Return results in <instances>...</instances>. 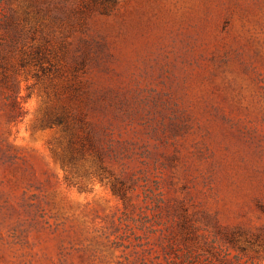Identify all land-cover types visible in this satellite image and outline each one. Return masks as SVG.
Instances as JSON below:
<instances>
[{"label":"rangeland","instance_id":"obj_1","mask_svg":"<svg viewBox=\"0 0 264 264\" xmlns=\"http://www.w3.org/2000/svg\"><path fill=\"white\" fill-rule=\"evenodd\" d=\"M185 257L264 264V0H0V264Z\"/></svg>","mask_w":264,"mask_h":264},{"label":"trees","instance_id":"obj_2","mask_svg":"<svg viewBox=\"0 0 264 264\" xmlns=\"http://www.w3.org/2000/svg\"><path fill=\"white\" fill-rule=\"evenodd\" d=\"M185 258L186 259L183 262V264H215L214 262H212L211 260H208V259H203L202 261H200L198 258L197 259H194L191 257H185Z\"/></svg>","mask_w":264,"mask_h":264}]
</instances>
